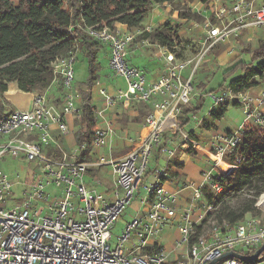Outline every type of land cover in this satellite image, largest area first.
<instances>
[{
  "label": "built area",
  "instance_id": "built-area-1",
  "mask_svg": "<svg viewBox=\"0 0 264 264\" xmlns=\"http://www.w3.org/2000/svg\"><path fill=\"white\" fill-rule=\"evenodd\" d=\"M262 26L264 5L258 6L253 0H234L214 10L212 20L203 22L205 39L199 53L190 58L177 56L175 47L171 50L144 38V34L153 31L151 26L142 30H121L116 24L113 28H89L88 34L99 41L101 51L109 48L112 75L123 79L125 87L113 93L104 88L96 89L95 94L103 105L94 110L96 127L91 140L78 146L73 153H62L61 158L51 156L50 151L58 149L51 131L55 128L60 135H66L64 118L71 115L80 119L81 114V105L71 91L76 51L72 50L51 65L53 83H60L63 88L58 104L49 102V90H46L35 94L31 110H9L1 117L0 159L5 155L23 156L24 160L35 163L40 176L32 185L31 194L25 191L23 200L9 206L8 198L19 175L10 179L0 171V264H169L165 248L150 241L173 225L177 217V193H170L164 187L166 165L179 152L199 150L184 129L183 122L187 120L181 118L182 110L192 102L193 77L214 45L226 42L241 30ZM132 46L135 49L156 48L153 60L163 62L157 80L148 81L143 71L128 63ZM187 70L190 73L184 76ZM207 96L213 99V108L228 102L237 104L244 119L234 133L212 140L211 154L226 163L228 169L222 171L218 161L211 160L212 169L202 174L203 185L193 189L189 209L178 219L179 239L173 248L174 264H208L229 252L252 255L264 244V203L259 206L262 195L255 204L262 212L260 217H247L233 227L211 223L208 234H201L191 242L197 226L190 219L191 211L199 207L206 216L216 210L214 199L222 192V187L215 180L219 173L229 176L244 161L237 153L244 133L243 124L264 128V88L256 94L249 90L234 94L226 87L218 93L209 92ZM123 103L149 105L142 123L143 134L123 158L109 162L98 158L88 163L83 159L84 154H96L113 135L111 120L115 115L110 120L107 114ZM97 122L103 125L99 127ZM158 157L164 158L166 164L155 166L151 171L153 181L144 186L145 195L140 197V204L146 209H141L112 243V227L142 184L149 162ZM230 157L232 162L226 160ZM105 164L111 167L115 177L116 190L109 200L95 188H87L82 180L90 168ZM92 182L98 184L97 180ZM51 185L61 190L60 198L47 200L44 197L46 187ZM204 186L210 189L211 201L203 200ZM38 203L43 205L39 207ZM198 222L201 223L202 218ZM220 262L264 264V258L252 263L228 257Z\"/></svg>",
  "mask_w": 264,
  "mask_h": 264
},
{
  "label": "trees",
  "instance_id": "trees-1",
  "mask_svg": "<svg viewBox=\"0 0 264 264\" xmlns=\"http://www.w3.org/2000/svg\"><path fill=\"white\" fill-rule=\"evenodd\" d=\"M177 0H0V119L5 115L4 94L8 84L15 82L25 93L42 94L52 86L57 88L59 102L63 95L60 83H53L52 63L69 52L82 53L87 64V80L81 94L80 130L76 144L89 142L94 133L96 120L95 107L91 104V92L98 80L101 69L98 55L101 51L99 41L88 34L89 28L107 26L113 28L121 24L128 29L140 27L153 7L173 4ZM206 3L208 0H202ZM180 19L193 20L196 15L180 11ZM176 27L167 22L151 33L144 34L160 46L174 50ZM175 51V50H174ZM76 54V56H77ZM177 56L179 54L177 53ZM264 78V41L251 53L249 61L236 60L222 73L223 83L234 94L259 86ZM59 86V87H58ZM62 91L60 92L59 89ZM197 108L195 111H198ZM224 109L210 111V116L219 119ZM244 133L238 155L244 158L238 168L229 176L219 173L215 180L222 187V193L215 197L216 210L206 214L200 225L195 226L191 242L207 223L227 224L233 227L243 221L245 215L262 212L256 208L258 198L264 194V128L243 124ZM228 162H232L230 157ZM182 167L167 165L166 173L172 175ZM89 174V171L86 172ZM243 196L238 208L219 205L221 196L234 193ZM207 201L213 196L207 186L202 188ZM260 217V216H251ZM264 258V252L255 261Z\"/></svg>",
  "mask_w": 264,
  "mask_h": 264
},
{
  "label": "rangeland",
  "instance_id": "rangeland-1",
  "mask_svg": "<svg viewBox=\"0 0 264 264\" xmlns=\"http://www.w3.org/2000/svg\"><path fill=\"white\" fill-rule=\"evenodd\" d=\"M200 4L204 5L201 6ZM205 4L206 3H204L202 0H177L175 3L170 5V14H172L174 11H177L178 17L180 11H188L196 15V17L193 20H185L178 18L179 21H173L172 19L168 18L163 24L156 26L151 25V28L152 30H154L169 22L172 27H176L174 36L172 37L174 39L175 52L183 58L193 57L199 53V51L201 50V42L205 39V32L202 29L203 22L206 19L212 20V14L206 17L202 16V13L209 9L206 8ZM189 5L193 8H189ZM192 9L194 10V12L192 11ZM151 19L152 14L149 13L144 21V24H142L138 28L140 30L144 29L146 26H148L147 23ZM263 36L264 26L253 28L252 30H241L239 33H237V35L231 36L226 42L214 45L211 50L207 53V56L204 58L205 61L201 63L192 80L194 99L198 100L199 95H202L203 113H206L207 110L212 107L214 103L213 99L207 96V93H218L227 86L226 82L223 84L222 88H218V86L223 83L222 73L227 70L228 67L236 60H244L248 62L251 53L259 46L262 41H264V39L262 38ZM129 51L130 52L128 53L127 57L128 63L134 67L141 69L145 74L157 73L159 69H161L163 64L162 60H151V58L153 57L152 55H154L156 51V48L154 46L140 49H135L134 46H132ZM229 51H234V54L230 56L231 59L228 58L229 60L223 62L222 56ZM109 52V48L104 47L98 55L99 63L101 66L98 76L99 78H101V84L104 83L105 79V87H107L109 83L117 82V79L114 78L110 69ZM73 71V86L71 91L75 94V96H77V104L81 105V94L82 91L85 89V83L88 76L86 60L82 56L81 52H79L76 56V60L73 64ZM187 71L189 74L190 70ZM119 82H121L120 84H122V80H120ZM59 91L61 92L62 88L61 90L59 89ZM95 91L96 89L94 91L92 89L91 100L92 98H97L96 94H94ZM57 92V88L54 86L49 89V102L53 104H58L60 102L56 101ZM243 119L244 115L242 113L241 107L229 105L225 113V119L221 120V122L222 124H225L230 128H239L243 123ZM78 122L79 119H76L75 124L78 125ZM73 129H76V127H73ZM60 149H62V151L64 152L59 151L57 158H61L62 153L69 154L68 152L73 153L74 151H76V141L73 142L71 146H69V144H65V150L67 152L63 149L62 146H60ZM101 153L105 154L104 149L101 151ZM101 153H99V151L96 152L97 155H101ZM154 165L155 163L151 159L145 171V175L142 178V184L140 185L138 191L135 192L134 198L132 199L130 204L127 205L125 209L120 213L117 221L112 227V243L125 231L127 224L130 223L132 218L140 211L141 208H139L138 201L139 198L142 197L144 194V185L152 180L150 178V171L154 169ZM106 168L108 171L111 170L110 166ZM227 169V164L225 168L224 166H221L222 171H226ZM0 171L5 173L10 179H14L17 174L19 175L18 183L12 187L11 197L8 198L9 206H13L14 204H17L18 202L23 200L25 197V191L27 192V194H31L33 192L31 187L32 185L36 184L37 179L40 176L35 163L24 160L23 156L19 158H13L9 155L3 156L0 159ZM89 171L92 174H95L99 179L100 176L98 172L91 168L89 169ZM89 178L91 177L86 174L82 178L83 183L87 186V188H95L98 194H104L107 197L110 196L109 194L114 193V191L116 190L115 185L113 186L111 179H108L107 185L105 184V180H107V178H105L104 174L99 179V183L97 185L93 182L88 183ZM60 191L61 190L59 188H56L54 185L47 186L46 190L44 191V197L47 198V200L58 199L61 197ZM245 195L246 192L241 193L240 196H236V194L234 193H226L221 196L218 207L225 204L231 208H238L239 204L243 199L242 197ZM42 205L43 204L38 203L39 207H41ZM259 206H263L262 200L259 202ZM251 216H261V214L253 212L245 215V217ZM210 225L211 223L205 224L198 234H208ZM132 236L133 234L131 233V237ZM158 237L160 244L165 248L167 253H170L171 249L174 248L176 241L179 239L177 224L166 227ZM218 264L222 263L219 262Z\"/></svg>",
  "mask_w": 264,
  "mask_h": 264
},
{
  "label": "crops",
  "instance_id": "crops-1",
  "mask_svg": "<svg viewBox=\"0 0 264 264\" xmlns=\"http://www.w3.org/2000/svg\"><path fill=\"white\" fill-rule=\"evenodd\" d=\"M233 1L234 0H208L205 5H206V8H209V9L204 11V13H202V16L204 17L209 16L217 8L221 6H225V5H230ZM253 1L258 6L264 5V0H253ZM200 5L202 6L204 4H200ZM189 8H193V7L189 5ZM170 10L171 8L169 4H163L160 6L153 7V9L150 12L152 14V19L148 21L147 23L148 26L149 25L150 26L151 25L153 26L161 25L168 18L172 19L173 21H179L180 18L177 17V11H174L172 14H170L171 13ZM192 11L194 12L193 9ZM116 25L121 30H125L127 28L121 24H116ZM262 38L264 39V36ZM232 54H234V51L233 52L229 51L226 54H224L222 56L223 62H226L227 60H229L228 58H230ZM153 59H154V56L151 58V60ZM161 71H162V67L161 69H159L157 73H150V74L144 73V74L146 75L148 81H155L160 76ZM183 74L184 76H187L188 71H185ZM116 79H117V82L109 83L108 86L105 87V79H104V83L101 84L100 83L101 78L98 77V80L93 87V91L98 88H104L109 93H113L115 89L117 88H124L125 87L124 80L119 77H116ZM120 80H122V84H120L121 83L119 82ZM263 88H264V78L259 82V86L249 89V92L252 94H256L258 91L262 90ZM34 96H35V93L22 92L18 89V86L15 82H11L8 84L7 91L4 94V99L7 103V105L5 106L6 110L7 109L8 110H21V111L31 110L32 101H33ZM196 100L197 99H194V96L192 95V102L188 107L182 110L181 118L184 120H187L186 122L185 121L183 122L184 129L190 135V137L197 143V145L199 146V150L194 151L192 153H187L184 151L179 152L172 160H170L168 164L175 165V166L180 165L182 168L175 170L174 174L172 175L170 174L166 176V178L163 181L166 191L170 193H177V201H176L177 217L174 220L173 225L174 224L178 225L179 217L189 209V204L191 202V195H192L193 189L203 185L202 174L212 169L213 162L211 160L220 162V165H219L220 169H221V166H224V168L226 166V164H224L223 161L219 160L218 157H214V155L211 154L210 149H211L212 140L216 137L222 136L223 134L234 133L238 129V127L230 128L227 125L222 124L221 122V120L225 119V113L227 111L228 106L229 105L238 106L237 104L228 102L225 104V105L229 104L228 106L222 105L218 108L210 107L206 113H203L202 112V108H203L202 95H199L198 100L197 101ZM91 104L97 109H99L103 105L101 100L98 98H92ZM197 108H199V110L195 111ZM221 109H224V113L221 118L214 119L213 117L210 116L211 110H215L216 112H218ZM148 110H149V105L144 104V103H137V104L123 103L121 105H118L112 112L107 114V118H109L110 120L113 114L115 115V118L114 120L113 118L111 120L114 126L113 135L109 139L108 144L99 150V153H101V151L104 149L105 154L101 153V155H97V154H94L95 152L94 153L92 152L91 154L85 153L83 156V159L85 161H88V163H91L97 160L98 158H103L105 161L109 162V161H117L123 158L124 156H126L127 153L132 149V146H134V142L137 141L138 138L144 132L142 123H143L144 117L148 113ZM193 117H195V119ZM76 119L78 118H76L75 116H71V115H68L64 118V122L68 129V132L66 135H60L55 128L52 129L51 134L55 139H57L58 149H54L50 151V153L52 154L51 156H54L57 158L58 152L62 151V149H60V146H62L63 149L65 150V144H69V146H71V144H73V142L76 141L75 135H77V133L80 130H82V127L80 125V119H79L78 125L75 124ZM97 124L99 125V127L103 125L102 123H98V122ZM73 127H76V129H73ZM130 140H132V142ZM77 148L78 146L76 144V149ZM68 153L70 154V152ZM152 161L155 163L153 167L164 166L166 164L165 159L160 158V157H158V159L153 158ZM106 167H108L107 164L99 166V167H93L91 169H94L96 172L99 173V176H100L99 179L101 178L103 174L105 175V178H107V180H105L106 185L108 184V179H111L113 186H114L115 177L112 174L111 170L108 171ZM151 171H150V178L152 180L146 183L144 186H146L147 184L153 181V178L151 176ZM88 176L91 177L88 179V183H92L93 180H97L99 183V179L97 178L95 174H92L89 171ZM190 185L194 187L192 188V186ZM109 195L110 196H107V197L105 196V198L108 200L111 198V194ZM144 195H145V191H144L143 196ZM203 200H206L205 197H203ZM138 203H139V208L146 209L144 205L140 204V198H139ZM141 209L138 213L141 212ZM203 213L204 212L201 209H199V207L192 210L190 214L191 221L198 226L200 224V222H198L199 218H202L203 220L205 217ZM158 239L159 237L152 239L150 242H156L160 244ZM168 254H169L168 256L169 264H174L176 260L175 258L176 255H175L174 250L171 249L170 253Z\"/></svg>",
  "mask_w": 264,
  "mask_h": 264
},
{
  "label": "water",
  "instance_id": "water-1",
  "mask_svg": "<svg viewBox=\"0 0 264 264\" xmlns=\"http://www.w3.org/2000/svg\"><path fill=\"white\" fill-rule=\"evenodd\" d=\"M261 200L264 203V194L262 195ZM263 252H264V244L258 250H256L252 255H241L238 253L229 252V253L223 254L221 257L217 259L212 260L208 264H218L221 260L226 259L228 257L235 258L239 261H255L260 257V255Z\"/></svg>",
  "mask_w": 264,
  "mask_h": 264
},
{
  "label": "bare ground",
  "instance_id": "bare-ground-1",
  "mask_svg": "<svg viewBox=\"0 0 264 264\" xmlns=\"http://www.w3.org/2000/svg\"><path fill=\"white\" fill-rule=\"evenodd\" d=\"M220 165V162H218V166ZM220 167V166H219Z\"/></svg>",
  "mask_w": 264,
  "mask_h": 264
}]
</instances>
